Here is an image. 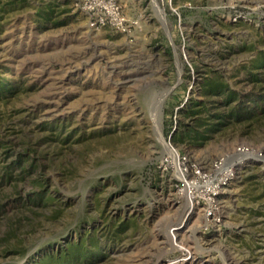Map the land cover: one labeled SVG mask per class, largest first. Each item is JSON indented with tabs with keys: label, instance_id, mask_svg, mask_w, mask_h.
Listing matches in <instances>:
<instances>
[{
	"label": "rangeland",
	"instance_id": "1",
	"mask_svg": "<svg viewBox=\"0 0 264 264\" xmlns=\"http://www.w3.org/2000/svg\"><path fill=\"white\" fill-rule=\"evenodd\" d=\"M119 2L137 22L129 35L89 28L77 0H0V264L23 236L32 244L69 235L80 219L97 226L98 264L183 256L186 264H264V117L231 121L198 143L170 141L204 166L239 145L256 156L225 188L220 222L207 231L193 212L182 223L188 211L176 176L159 168L179 111L203 99L209 71L236 90L259 71L264 23L229 16L232 6L252 14L264 0ZM18 152L38 165L25 183L40 173L60 196L46 211L51 221L34 218L36 233L9 207L14 191L24 192L20 170L8 167Z\"/></svg>",
	"mask_w": 264,
	"mask_h": 264
},
{
	"label": "trees",
	"instance_id": "2",
	"mask_svg": "<svg viewBox=\"0 0 264 264\" xmlns=\"http://www.w3.org/2000/svg\"><path fill=\"white\" fill-rule=\"evenodd\" d=\"M258 63L255 68L259 71L254 74L250 72L246 87L237 90L223 80L221 73L209 71L210 76L204 77L200 86L203 99L192 101L185 110L179 111L178 125L170 133L169 141L176 145L188 140L198 143L229 125L231 121L245 119L256 122L264 117V58ZM25 156L26 154L18 152L8 166L10 169L20 170L18 180L22 184L19 187L24 191H14L15 198L11 199L9 207L13 214L19 216L20 224L28 223L29 232L26 233L29 234L38 230L36 226L39 223L35 224L34 218L43 215L50 220L46 211L53 205L57 206L55 202L60 196L57 192H48V180L40 178V173L29 183H25L24 175L38 168L33 159L27 163ZM5 176L11 179L9 172H5ZM58 211L56 216L60 214ZM2 213H6L4 204L0 205V215ZM70 230L69 235L59 233L43 242L34 241L32 244H26L23 236L6 248L5 253L10 257L4 264H18L20 261V264H98L105 252L100 244L94 219H80ZM11 232L13 236H19L15 230Z\"/></svg>",
	"mask_w": 264,
	"mask_h": 264
},
{
	"label": "built area",
	"instance_id": "3",
	"mask_svg": "<svg viewBox=\"0 0 264 264\" xmlns=\"http://www.w3.org/2000/svg\"><path fill=\"white\" fill-rule=\"evenodd\" d=\"M77 3L91 29L98 30L108 26L114 31L129 35L137 25V22L126 17L119 0H77ZM235 8L231 7L232 14L229 16L233 23L252 16L264 23V3L255 7L252 14L239 12ZM168 143L175 153L176 162L166 154L161 158L159 168L163 171L169 169L176 176L175 192L184 199L185 205L188 203L191 207L190 213L200 216L202 226L207 231L220 222L221 197L225 188L237 179L240 167L256 156L246 146L239 145L235 150L211 159L204 166L190 155L179 154L170 141ZM239 156H243V160H238ZM192 217L193 215L190 219Z\"/></svg>",
	"mask_w": 264,
	"mask_h": 264
},
{
	"label": "bare ground",
	"instance_id": "4",
	"mask_svg": "<svg viewBox=\"0 0 264 264\" xmlns=\"http://www.w3.org/2000/svg\"><path fill=\"white\" fill-rule=\"evenodd\" d=\"M159 13L161 14V10H159ZM166 94H167V92H165V93H163L162 94V96H161V98H160V101H159V103H158V107H159V112H158V114L156 115V119H157V122L159 123L160 122V118H161V107H160V105H161V103H162V101H163V99L166 97ZM164 144V147H165V150H166V152H167V154L171 157H173L174 159H175V162H176V158H175V153L172 151V149L170 148V146H169V144L167 143V142H164L163 143ZM239 160H242V157L241 158H239ZM186 209H187V211H188V213H187V215L185 216V218H184V220L182 221V223L183 222H187V220L189 219V217H190V212H191V207L188 205V203L186 204ZM188 218V219H187ZM180 221V220H179ZM185 225H182L181 224V226H178L177 228H173V237H172V244L174 245H176V243H177V236H178V231H180L183 227H184ZM174 229H178V231L177 230H174ZM186 259L183 257V258H179V259H175L173 262H171V263H169V264H186L187 263V261H185Z\"/></svg>",
	"mask_w": 264,
	"mask_h": 264
}]
</instances>
